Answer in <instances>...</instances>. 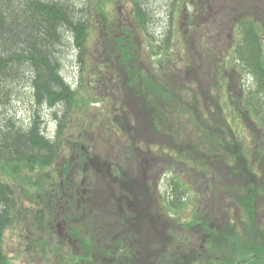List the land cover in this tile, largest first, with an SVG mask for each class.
I'll return each instance as SVG.
<instances>
[{
    "label": "trees",
    "instance_id": "16d2710c",
    "mask_svg": "<svg viewBox=\"0 0 264 264\" xmlns=\"http://www.w3.org/2000/svg\"><path fill=\"white\" fill-rule=\"evenodd\" d=\"M100 1L0 0V264H11L3 244L7 228L22 226L51 239L52 228L60 224L66 233L62 236L70 241L63 264H133L140 254L134 249L140 232L151 239L156 236L146 241L155 251L153 264H264V235L253 226L252 204L262 193L255 167L264 166V154L259 156L254 149L249 161L241 135L229 121L225 118L226 129L221 130L196 105L192 89H199L197 77H189V71L180 67L191 65L188 53L179 57L171 15L165 23L157 18L152 0H130L129 18L93 20L97 6L101 11ZM188 1L193 8L186 23L196 30L213 15L203 0ZM170 4V12L176 10L177 0ZM226 9L221 12L233 14L230 22L236 31L229 42L232 55L247 68L256 87L238 102L230 97L228 112L234 110L235 120L239 113L247 117L248 108L258 116L264 104V0H226ZM93 23L101 57L89 73L82 69L87 66V37ZM155 23L164 27L159 25L155 32ZM66 47L75 51L76 78L62 71ZM206 48L204 43L193 56L208 55ZM223 58L210 54L207 61L213 66L206 72L216 80L221 96L228 87L222 81ZM20 94L31 103L27 121L10 111V98ZM218 97L214 95L213 101L222 103ZM202 98L207 99L204 94ZM44 108L51 111L49 122ZM205 111L213 112L208 107ZM113 150L117 153L112 156ZM154 155L179 164L183 176L176 172L171 176L177 196L188 192L189 172L211 188L212 166L225 168L227 182L240 178L243 186L234 202L247 221L237 225L231 218L232 223L220 225L199 215L189 219L187 227L198 243L183 251L181 246L187 243L179 236L172 249L157 223L158 217L170 214L161 211L168 206L145 184ZM71 159L84 173L85 188L70 178ZM49 167L55 179L46 183L43 172ZM99 170L117 187L104 194L105 202L95 203L91 184ZM169 221L162 229L170 234H178L185 224ZM245 230L249 234L243 238ZM45 238L29 239L26 246L40 247L44 254L49 245ZM220 248L227 249L221 256L216 254Z\"/></svg>",
    "mask_w": 264,
    "mask_h": 264
},
{
    "label": "rangeland",
    "instance_id": "374dc122",
    "mask_svg": "<svg viewBox=\"0 0 264 264\" xmlns=\"http://www.w3.org/2000/svg\"><path fill=\"white\" fill-rule=\"evenodd\" d=\"M76 2H84V0H75ZM92 2L93 0H88ZM205 4L210 6V11L213 15L212 19L208 21L206 25L204 23H200L196 30L188 27L186 23V19L190 17L191 9L193 6L189 3L188 0H177L176 10L171 9L170 0H152L150 3L152 8L157 11L156 16L160 20L167 23L169 22V15H171V24L173 26V40L175 45L178 41L180 45L179 50V57H185L186 53H188L187 62L191 65V67H186L184 63L180 64L181 68L187 69L189 77H197V86L199 89L193 88V93L196 97V105L199 108L204 110V113L210 116V120L214 121V125L217 126L219 129L223 130L226 129L225 118L229 121L230 126H233L234 129L241 135L242 138V145L245 148V153L249 161L253 160L254 157V149L258 150L259 156L264 154V104H261L259 107L258 116L253 113L251 108H248V115L247 117L243 116V114L239 113V119H234L235 112L234 110L228 112L227 104H230L229 98L231 97L233 100L237 102L239 100H243L245 97L247 98L248 90L255 89V81L252 78L251 74L247 72V68L243 67L241 63L237 62L236 57L232 55V44L229 43L232 41L234 32L233 30V23L230 22L233 17L232 13L225 14L221 11L226 9V0H203ZM165 4H167L165 6ZM130 0H101L100 1V8L99 11L97 8L94 10V14L92 13L93 20L95 18L100 19L105 18L109 21H117L118 19L129 18L130 16ZM166 7V8H165ZM166 10V11H165ZM227 10V9H226ZM162 11L161 14L158 12ZM170 12V13H169ZM153 28L155 32L159 29L160 23L153 24ZM164 25H161V28ZM97 30L94 26V23L89 29L88 39H87V47H88V55L86 59L87 66L85 65L82 70H87L89 73L92 70H96L94 62L96 59L101 57V53L97 48ZM99 34V33H98ZM204 43H206V50L207 54H200V58H195L193 53H197L200 50ZM230 44V45H229ZM176 48V47H175ZM174 48V49H175ZM205 48V47H204ZM64 59L62 61V71L63 74L69 78H76L79 66L75 60V51L70 47H66L64 50ZM190 53V54H189ZM177 54V48L174 51V55ZM213 55L216 58L223 56L224 60V69L223 71L224 78L226 80H222L225 84L228 83L227 89L223 93V96L220 95L218 92V87L216 86V80L209 78L208 72L212 69L213 64L207 61L208 57ZM196 55V54H195ZM195 58V59H194ZM263 61H264V53H263ZM193 62V63H192ZM192 63V64H191ZM200 64V65H197ZM93 68V69H92ZM81 70V69H80ZM205 73L207 76L205 77ZM202 90H205L202 93ZM206 95V100L202 98V94ZM24 94V93H23ZM27 94V93H26ZM24 94L25 96H27ZM24 95H14L10 98L9 102L11 105L10 111L15 115V117L20 121H27L29 114H30V104L28 100H23ZM217 95L218 98L222 97V103H216L213 101L212 97ZM20 96V97H17ZM191 96V95H190ZM256 97L253 96L250 99V103L254 105ZM227 102V103H226ZM211 108L213 112L205 111L206 108ZM44 112V118L46 121L51 120L50 109H42ZM239 112V111H237ZM94 113V112H93ZM218 131V129H216ZM115 141V140H114ZM114 145V144H112ZM113 147V146H112ZM115 151V152H114ZM113 154L117 153L116 150H113ZM249 161L247 163H249ZM257 162L255 161V164ZM70 178L74 180L76 183L81 185L85 188V183H88L85 180L84 173H82L78 167L77 163L73 159L70 160ZM149 166L147 169V177L145 184L148 185L149 191L152 190L155 193V198L160 203H165L168 206V210L166 205L162 206V210L164 214H174L176 216L171 217L169 214L168 216H162L157 218V223L163 228V223H166V219L169 218L170 221L167 224H173L176 222L185 223L182 226V230L179 231L178 234H170L167 232V229L161 228V235L167 240L171 241V248L174 249L175 241L180 236L182 237V241H186V246H181L184 250L193 249V243L199 240L195 239L193 233L187 230L189 219L197 218L199 215L202 217L210 216L211 220L218 221L216 223L221 224H228V220L230 218H234V221L237 225H242L244 222L247 221V217L236 207L235 198L238 195L237 189L239 190L240 186H243V182L240 181V178H234L227 182L224 177V171L222 167L212 166L211 168V176L209 180L212 182L214 187H206L204 186L205 183L200 181V178L197 177L193 172H189L188 178H185L186 188L188 192L182 191L181 193L175 195V190L171 184V176L172 173L176 172L179 176H183V172L180 170L178 163H175L174 160L168 159L166 156H153L152 160L148 162ZM253 166H258L259 170H261L260 165L263 164H252ZM264 168L262 167V170ZM45 175L43 178L47 180L46 183L53 182L55 178L53 177L54 173H52V167L46 168ZM175 174V173H174ZM221 174V175H220ZM38 175V173H37ZM215 175V176H214ZM93 182L91 187H94L97 198L93 201L95 203H102L106 198H104V194H108L113 192L114 188H116V184L113 183L111 177L106 174L102 173L101 170L97 172L96 175H93ZM217 179V180H216ZM261 183V196L255 198V201L252 202L253 209H254V222L253 226L255 225L256 228H260L261 235H264V182L262 179H258ZM264 181V180H263ZM85 182V183H84ZM224 187L223 189L218 188V185ZM206 187V188H205ZM226 192V193H225ZM236 192V193H235ZM86 194V193H85ZM111 194V193H110ZM87 198V197H85ZM109 197H107L108 199ZM174 198L179 200L175 204ZM233 199V202L230 201ZM91 200V198L89 199ZM173 200V202H172ZM104 201V202H105ZM87 200L85 199V203ZM173 203L175 205H173ZM223 208L228 209V213L225 214L223 212ZM217 214V215H216ZM243 217L245 220L242 221ZM218 218V220H216ZM236 219V220H235ZM241 219V220H238ZM177 220V221H176ZM166 226V224H165ZM255 230V229H254ZM257 230V229H256ZM54 232V236L49 239L46 235L39 234L36 235L35 232H30L25 230L22 226L16 228L9 227L5 231L4 236V248L7 251V255L9 257L11 264H57L56 261H59L58 264L66 263V256H68V251H70V246L67 245V242L70 241L67 238H64L62 235L66 236L64 229H62L61 224L58 227L52 228ZM167 232V234H166ZM249 233L244 231L243 238H246ZM37 236V237H36ZM139 239L137 240L134 249L137 250L140 254L136 259L132 261L133 264H153L150 263L154 255L151 246L146 241H151L156 238L153 235V239L148 237L149 235L144 234V232H140L138 234ZM39 238L46 239L48 244L43 254L40 247L32 248L31 246H26V242L29 239ZM61 238V239H60ZM149 239V240H148ZM74 248L76 247V242H74ZM157 248V247H155ZM37 250V252H36ZM227 249H217L216 254L219 256L220 253ZM215 252V251H213ZM151 254V257L150 255ZM60 255H64V258L59 257ZM154 255V256H153ZM150 257V258H149ZM155 264V263H154ZM182 264V263H180Z\"/></svg>",
    "mask_w": 264,
    "mask_h": 264
},
{
    "label": "flooded vegetation",
    "instance_id": "af4514ba",
    "mask_svg": "<svg viewBox=\"0 0 264 264\" xmlns=\"http://www.w3.org/2000/svg\"><path fill=\"white\" fill-rule=\"evenodd\" d=\"M260 167L261 170H259L258 166L255 167V174L258 178H260V180L262 179V182H264V169L262 170V167L264 168V166L260 165ZM216 220H218V218ZM229 221L232 223L233 219L230 218Z\"/></svg>",
    "mask_w": 264,
    "mask_h": 264
}]
</instances>
